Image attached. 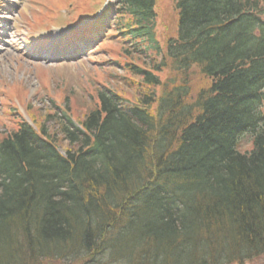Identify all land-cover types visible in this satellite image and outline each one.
<instances>
[{
  "label": "trees",
  "instance_id": "1",
  "mask_svg": "<svg viewBox=\"0 0 264 264\" xmlns=\"http://www.w3.org/2000/svg\"><path fill=\"white\" fill-rule=\"evenodd\" d=\"M156 3L113 8L137 100L0 141V264H264V0H175L165 44Z\"/></svg>",
  "mask_w": 264,
  "mask_h": 264
},
{
  "label": "rangeland",
  "instance_id": "2",
  "mask_svg": "<svg viewBox=\"0 0 264 264\" xmlns=\"http://www.w3.org/2000/svg\"><path fill=\"white\" fill-rule=\"evenodd\" d=\"M112 1L0 0V141L26 118L33 126L45 125L59 141L61 116L84 120L105 89L140 97L145 87L137 80L142 77L129 72L127 64L148 66L151 60L133 51L130 59L124 56L130 45L110 31V14L103 15ZM156 17L157 37L165 44L178 32L175 0H157ZM207 84L195 77L192 89ZM252 139L251 134L241 136L240 152L251 151ZM61 146L65 149L67 142Z\"/></svg>",
  "mask_w": 264,
  "mask_h": 264
}]
</instances>
